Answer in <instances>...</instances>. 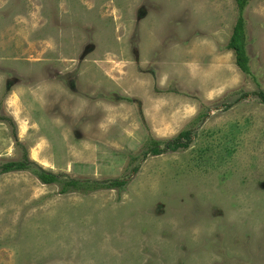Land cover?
I'll return each instance as SVG.
<instances>
[{"label": "rangeland", "instance_id": "rangeland-1", "mask_svg": "<svg viewBox=\"0 0 264 264\" xmlns=\"http://www.w3.org/2000/svg\"><path fill=\"white\" fill-rule=\"evenodd\" d=\"M237 17L235 0H0V163L24 148L128 181L62 195L0 175V264H264V0L243 14L250 75ZM186 128L187 150L142 159Z\"/></svg>", "mask_w": 264, "mask_h": 264}, {"label": "trees", "instance_id": "trees-1", "mask_svg": "<svg viewBox=\"0 0 264 264\" xmlns=\"http://www.w3.org/2000/svg\"><path fill=\"white\" fill-rule=\"evenodd\" d=\"M250 0H235L238 17L233 28L232 35L227 44V49L232 50L235 54V63L238 69L245 75H250L248 65L249 59L247 55V36L245 29V20L243 17L244 10ZM261 95V94H260ZM242 95L240 98H245ZM262 97V96H261ZM132 101L131 99H127ZM140 117L145 124L144 117L139 112ZM12 122L9 118L0 117V122ZM192 129L186 128L180 131L175 137L167 140H159L149 137L146 142V150L142 153V159L148 156H158L166 153H174L187 150L192 143ZM20 146V145H19ZM23 156L18 161H8L0 163V175L8 174L16 171L29 172L35 176L40 183L45 185L57 184L59 186V194H68L78 192L82 194L100 191V190H118L122 191L128 184L124 179H105V180H90V179H75L64 174H54L48 172L38 166L36 163L28 159L26 150L23 148ZM137 156L134 158L136 159ZM138 167L133 168L134 173L138 171Z\"/></svg>", "mask_w": 264, "mask_h": 264}]
</instances>
